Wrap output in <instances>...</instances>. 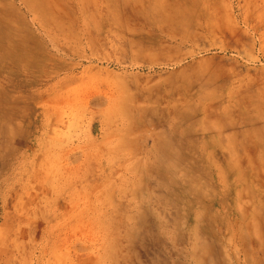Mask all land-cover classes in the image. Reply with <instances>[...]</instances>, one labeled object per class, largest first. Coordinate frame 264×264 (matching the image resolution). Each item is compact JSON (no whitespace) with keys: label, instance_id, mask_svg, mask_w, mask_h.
<instances>
[{"label":"rangeland","instance_id":"1","mask_svg":"<svg viewBox=\"0 0 264 264\" xmlns=\"http://www.w3.org/2000/svg\"><path fill=\"white\" fill-rule=\"evenodd\" d=\"M0 264H264V0H0Z\"/></svg>","mask_w":264,"mask_h":264}]
</instances>
